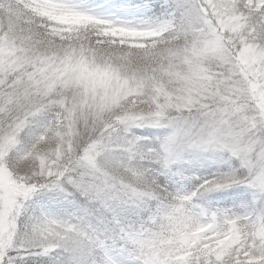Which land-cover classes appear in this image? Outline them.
Here are the masks:
<instances>
[{
  "label": "snow or ice",
  "instance_id": "6c2138e0",
  "mask_svg": "<svg viewBox=\"0 0 264 264\" xmlns=\"http://www.w3.org/2000/svg\"><path fill=\"white\" fill-rule=\"evenodd\" d=\"M0 264H264V0H0Z\"/></svg>",
  "mask_w": 264,
  "mask_h": 264
}]
</instances>
